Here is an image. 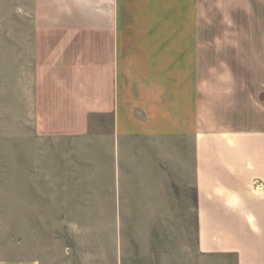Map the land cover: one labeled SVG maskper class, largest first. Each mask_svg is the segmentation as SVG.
Masks as SVG:
<instances>
[{
	"label": "crops",
	"instance_id": "obj_1",
	"mask_svg": "<svg viewBox=\"0 0 264 264\" xmlns=\"http://www.w3.org/2000/svg\"><path fill=\"white\" fill-rule=\"evenodd\" d=\"M0 74L35 137L43 107L50 136L111 117L95 138L114 179L128 161L133 219L194 221L198 254L264 264V0H0ZM41 180L32 227L5 243L0 222V264H67L43 257Z\"/></svg>",
	"mask_w": 264,
	"mask_h": 264
},
{
	"label": "rangeland",
	"instance_id": "obj_2",
	"mask_svg": "<svg viewBox=\"0 0 264 264\" xmlns=\"http://www.w3.org/2000/svg\"><path fill=\"white\" fill-rule=\"evenodd\" d=\"M17 99L14 92H2L0 81L3 242L21 238L22 225L32 227V219H24L23 198L33 196V180L41 175L39 238L44 258L48 254L67 264H237L233 253L195 252L194 221L133 219L137 215L133 197L125 196L126 183L131 181L126 177H133V172L126 173L128 161L121 151L114 179L109 142L95 138L111 133V117H90L86 130L90 138L50 136L49 109L43 107L42 136L38 138L31 124L23 122L24 110ZM75 129L80 131L81 125ZM109 163V172L100 170ZM20 181L24 186H19Z\"/></svg>",
	"mask_w": 264,
	"mask_h": 264
},
{
	"label": "built area",
	"instance_id": "obj_3",
	"mask_svg": "<svg viewBox=\"0 0 264 264\" xmlns=\"http://www.w3.org/2000/svg\"><path fill=\"white\" fill-rule=\"evenodd\" d=\"M255 187H256V189H259V188H260V185H259V184H257V185H255Z\"/></svg>",
	"mask_w": 264,
	"mask_h": 264
}]
</instances>
